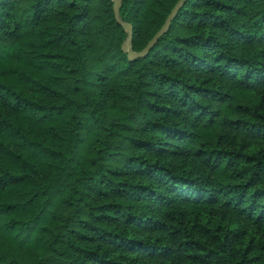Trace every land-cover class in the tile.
Wrapping results in <instances>:
<instances>
[{
  "label": "trees",
  "instance_id": "1",
  "mask_svg": "<svg viewBox=\"0 0 264 264\" xmlns=\"http://www.w3.org/2000/svg\"><path fill=\"white\" fill-rule=\"evenodd\" d=\"M121 1L120 23L113 0H0V264H264V146L258 143L264 141V67H253L235 85L230 71L249 63L246 54L221 52L215 64L195 52L183 54L188 71L208 77L202 87H190L220 112L228 109L231 123L249 125L252 143L228 154L227 166L243 165L237 175L248 177L229 199L182 198L185 207L171 217L179 224L169 232L176 243L122 237L119 228L166 230L136 208L148 198L147 186L131 185L136 192H130L123 179L150 177L151 170L132 164L134 157L120 171L98 165L115 158L106 140L127 130L121 121L131 117L124 113L159 75L149 65L179 67L172 56L183 48L220 46L214 36L189 35L193 25H211L264 56V16L253 21L256 32L233 27L234 17L247 15L258 0H185L158 42L132 59L122 49L129 37L122 23L132 26V48L139 53L180 0ZM148 108L176 115L163 104ZM88 110L101 111L107 128L97 127L99 117L92 125L79 118ZM175 131L156 123L140 130L145 137ZM131 143L137 151H157L150 139Z\"/></svg>",
  "mask_w": 264,
  "mask_h": 264
},
{
  "label": "clouds",
  "instance_id": "2",
  "mask_svg": "<svg viewBox=\"0 0 264 264\" xmlns=\"http://www.w3.org/2000/svg\"><path fill=\"white\" fill-rule=\"evenodd\" d=\"M224 2L229 3L233 0H224ZM236 7L240 8L244 5L237 3ZM207 10L201 9V11ZM246 12L247 15L234 17L233 27H240L241 24H244L249 32H256L257 28L253 27V21H259L260 17L264 16V0H258L257 4L248 6ZM260 31H264V27H260ZM188 34H202L204 37L214 36L216 40L220 41V46L212 50L195 47L183 48L172 56V60L178 63L179 67H175L171 63L166 65L164 61L158 62L155 67L149 65L148 67L159 75L151 81L147 89L142 88L137 91L132 105L124 113L126 117H131L121 121L122 125L128 126L127 130L106 140V144L113 146L108 151H114L115 158L107 162L98 161V165L104 164L107 169L120 171L125 169L129 157H134L135 159L131 161L132 164L151 170L150 177L148 175L131 178L124 176L123 179L129 181L130 192H136V189L131 185L147 186L145 196L148 198L143 203H137L136 208L142 210L146 216H151L153 220L162 222L166 226V230L129 233L123 228L117 229L121 232V236L128 240L164 244L176 243L170 238L169 232L172 231V226H179V224L178 220H173L171 217L185 207L181 203L185 195L200 194L204 197H218L223 203L224 200L235 194V186L243 185L248 179L246 175H237V173H241L243 165H227L228 154L242 151V146L252 143L248 132L249 125L231 123L228 119V109L220 112L219 105L197 93L196 87H202V81L208 77L200 72L188 71L183 54L189 51L195 52L210 64L216 63L215 57L221 52L226 57L246 54L248 64L230 69L236 76V79L232 81L233 85L253 67H264V56L256 55L260 48L255 46L250 48L242 40L230 38L226 32L212 28L211 25L206 28H197L193 25L192 31ZM256 61H260V63L257 64ZM181 68H184L185 71L182 72ZM217 71H224L223 66ZM157 104L166 105V108L174 110L176 115L163 116L154 110H149L148 105ZM217 112L220 114L213 115ZM97 117H99L97 127L103 124L107 128L105 116L101 111L92 113L91 110H88L79 118L85 120L87 125H92ZM241 119L248 120L250 118L242 117ZM150 122L176 130L174 136L162 135L159 132H153L146 137L142 136L140 130L146 123L150 127ZM181 133L185 135L182 136ZM97 134V132L92 133L93 136ZM99 135L102 140L105 139L103 133H99ZM137 137L150 139L157 151L145 153L135 150L131 140ZM258 143L264 146V141H258ZM159 149L165 151L161 153L158 151ZM102 155L105 154L102 153ZM120 203L131 205L133 201L122 200ZM189 238L200 240L201 243L208 240L207 237L196 235ZM210 246L214 247L215 245Z\"/></svg>",
  "mask_w": 264,
  "mask_h": 264
},
{
  "label": "water",
  "instance_id": "3",
  "mask_svg": "<svg viewBox=\"0 0 264 264\" xmlns=\"http://www.w3.org/2000/svg\"><path fill=\"white\" fill-rule=\"evenodd\" d=\"M113 2H114V10H115V15H116L117 21L121 23L120 13L119 12H120V7H121V4H122V1L121 0H113ZM184 2H185V0H180L177 3V5L172 10V13L167 18L166 23L163 25V27L160 29V31L148 43L146 48H144V50L139 52V53L134 52V50L132 48V26L129 25V24L122 23V25L124 26L125 30L129 34V37H128L127 41L124 43V45L122 47L124 52H126L131 59L135 58V57H139V56H145L149 52V50L158 42L160 36H162L167 31L169 25L171 24V22L174 19L175 14L179 10V8L184 4Z\"/></svg>",
  "mask_w": 264,
  "mask_h": 264
}]
</instances>
